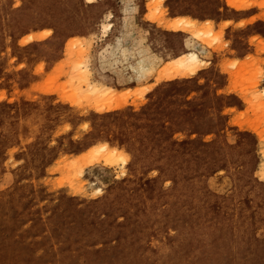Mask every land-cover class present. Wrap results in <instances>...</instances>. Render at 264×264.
<instances>
[{"label": "rangeland", "instance_id": "rangeland-1", "mask_svg": "<svg viewBox=\"0 0 264 264\" xmlns=\"http://www.w3.org/2000/svg\"><path fill=\"white\" fill-rule=\"evenodd\" d=\"M263 91L264 0H0V264H264Z\"/></svg>", "mask_w": 264, "mask_h": 264}, {"label": "bare ground", "instance_id": "bare-ground-1", "mask_svg": "<svg viewBox=\"0 0 264 264\" xmlns=\"http://www.w3.org/2000/svg\"><path fill=\"white\" fill-rule=\"evenodd\" d=\"M202 33L203 32H199L197 34V38L198 39H200L202 37V35H201ZM208 35L210 36L211 33L208 34ZM198 42H199V44L201 43L200 40H198ZM202 45H204V44L202 43ZM175 62H177V65H178V67L181 68V70L186 71V72L188 70H191L193 73L196 72V69L197 68H199L202 65H204V60H202V58L200 57V54L196 50L190 51L186 55L177 58L175 60ZM135 65L136 64H134V65L132 64V67H133V69H134L137 77L140 78L141 77V71H143L144 68H148V67H146L148 65H146L145 67H142V66H140L141 65L140 64L139 66L141 67L140 68L141 71L140 70L138 71L137 69H135ZM89 90L92 93H94V94H100V93H102L101 88H99L98 86L96 87V86L90 85L89 86ZM103 94H106V93H103ZM258 99H259L258 106H259V109H260V112H261V115H262V120L264 122V91L261 93V95L258 97ZM97 108L98 109L99 108H102V109H106V110L108 109V107L105 104H99L97 106ZM263 148H264V145H263ZM102 151H108V148H103ZM109 155H110V157H109L110 160L116 158V154L114 152H110ZM121 161H122L121 162V165L124 166L125 165V160L124 159H121ZM261 173H262V176L264 177V162H263L262 167H261ZM99 192H100V190L97 191V193H99Z\"/></svg>", "mask_w": 264, "mask_h": 264}]
</instances>
